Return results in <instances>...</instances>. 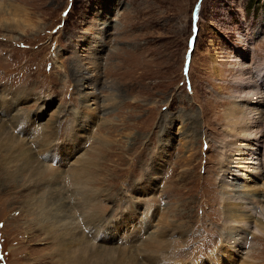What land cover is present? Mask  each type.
Masks as SVG:
<instances>
[{
  "label": "rangeland",
  "instance_id": "rangeland-1",
  "mask_svg": "<svg viewBox=\"0 0 264 264\" xmlns=\"http://www.w3.org/2000/svg\"><path fill=\"white\" fill-rule=\"evenodd\" d=\"M80 60L97 75L94 85L82 84ZM262 76L264 0H0V117L12 102L7 130L39 161L63 145L71 152L45 161L55 180L37 183L36 193L0 172V264L59 263V242L30 208L31 197L51 192L89 245L132 250L125 259L136 254L137 264H159L139 250L160 227L169 259L160 264H264ZM241 79L259 84L252 96L236 93ZM234 105L255 120L250 137L227 126ZM41 136L47 144L39 148ZM73 137L76 146L67 144ZM84 155L96 171L82 202L67 183ZM233 204L245 222L224 221ZM88 215L98 226L82 224ZM231 226H244L247 247L227 244Z\"/></svg>",
  "mask_w": 264,
  "mask_h": 264
},
{
  "label": "bare ground",
  "instance_id": "bare-ground-1",
  "mask_svg": "<svg viewBox=\"0 0 264 264\" xmlns=\"http://www.w3.org/2000/svg\"><path fill=\"white\" fill-rule=\"evenodd\" d=\"M11 21H6L5 23L9 24L11 23ZM81 62L82 60L77 61L76 67H77V72L80 75V80L83 81L82 84L91 83V85H94L95 82L98 81L97 75L94 73L93 75H90L88 72V69L84 68ZM242 76H244L243 73H240L239 78H241ZM260 79L262 80L263 87H264V76L260 77ZM245 82L246 80L244 79L240 80L241 88L238 89L236 93L240 94L241 97H250L252 96V93L254 90L253 88H251V86L256 85V87H258L259 84H255V83L252 84L249 81L247 83ZM244 87H246V89H244ZM262 90L256 92V94H264ZM260 97H261V100L264 101L261 95ZM4 103H5L4 106H2L1 104L3 115L2 117H0V161L4 165L0 167V172L3 173V176L7 182L13 185H17L19 184V182L22 183V186L25 185L26 182H28L27 185L33 184L32 185L33 193H36L38 191V184L41 181L45 183V186L51 187V185H53L54 183V180H55L54 175L56 172H54L53 170L46 169L44 167V163L48 159L51 160L52 158H55L57 155H59V151L62 148H63V156L70 155L71 152L68 154L64 152V147L65 148H69V147H67L66 145H63L61 146V148L60 147L55 148L53 151H50L49 154H44L42 160L39 161L40 159L38 160L35 157L36 151L30 149L29 146H27L26 141H24L23 139L21 140L19 138L14 137L10 133V131L7 130L8 128L7 123L3 116L8 117L9 110L11 109L13 104H11L12 102L11 103L8 102L7 104L6 101ZM225 114H226V119H227V126L233 129L232 131L234 132L235 135L237 134V136L242 135L241 137L243 136L250 137V134L252 133V128L249 124L251 123L253 124L255 120H252L251 119L252 117L248 116V112L243 110L241 106L234 105L228 108ZM16 119L17 118L15 119L8 118L7 120H9V123L11 124V120L14 121ZM22 122L23 121H20V124ZM48 132L49 130L47 131V134ZM38 139H39L38 141L39 148L45 146V145L41 146L40 144H47V139H44V136H41ZM70 142L73 143V146H76L75 144L76 138L74 137L71 138L67 144L71 145ZM239 144H241V147L244 146L242 142H240ZM74 149L75 147L73 148V150ZM61 155L62 154H60V156ZM91 160H93V158ZM75 162H76L75 164L78 165L77 166L78 168L76 171H74L73 175L71 176L68 175L69 183H67V186L70 185L72 187L70 195L69 194L68 195L70 197L71 195L76 194V198L81 199L82 201L83 195H87V192H85V190L89 191L90 189L88 187L89 182H86V179L90 181L89 178L93 176L92 175L93 173H91L89 169H92V171H96L95 170L96 162L92 161V163H90L89 157H87V155L80 156ZM11 163L14 164L13 165L14 167L8 166V164H11ZM147 182L151 184V180ZM29 186L30 185L23 186V188L27 190L29 189ZM262 187L264 188V184ZM51 191L52 189L50 188V192ZM30 200H35L33 203H31L30 208L32 209V213L34 214L33 220L34 222L37 223L38 228L41 230V232H44L46 234L47 238L50 237L52 239L50 241H54L53 242L54 244H58L59 242L60 249H58L57 246L55 248V251H57L58 255L61 257V259L58 260L59 261L58 264H127L128 262H130L131 264H137L136 258L135 257L130 258L129 256V255L136 256V254L133 255L132 253L129 252L128 259L127 260L125 259V255L128 254V253L126 254V250L127 251H132V250L124 249V248H120L118 250L117 248L116 249L117 251L113 252L114 249L112 248L110 250L109 249H99V247L96 248L95 246L92 247L91 245H89L86 241L87 237L85 233L83 234L79 230V225L77 224V221L75 220L73 222L72 220V222H70L72 215H70L71 211L69 212L67 206L63 203L64 198H61V197L58 198L55 193L51 192V195H49L48 193H44L43 195L38 196L35 199L31 197ZM28 207H29V204H28ZM240 208L242 210V207ZM223 211L225 214V217L223 216V219L225 218L224 221L228 223H236V222L240 223L243 221L245 222V220L243 219L247 218V216H245L243 212H239L240 209L239 207L237 208L236 204L228 206ZM97 220L98 219L95 218L94 216L88 215L82 218V224L89 226L87 228L91 229V228H94L95 226H98L99 221ZM70 223H72V225ZM258 226L261 228L262 227L264 228V225L262 224V222H260V224L258 223ZM142 227L146 228L147 223L144 224V226L142 225ZM231 227L232 229L228 227V229H230L231 231H228L229 233L227 232L230 238L225 239L227 244L231 246H233L234 244L244 245L247 242L246 241L247 235H246V230L244 226H240L239 229H237L235 226H231ZM232 230H236L235 235L238 236V239L237 238L234 239L233 238L234 235L233 237H231V235L233 234ZM165 232L166 231L162 229V227H160L158 228L157 231H155V233L153 231L152 233L154 234H152L150 237L147 236L144 242H140L142 243V247L140 246L141 248L139 250V254L146 255L148 258H150L149 259L150 262L154 261L155 259H160L159 260L160 262H158L159 264L162 262H165L166 260H169L165 254V252H167L166 247L168 246V242H167L168 237L167 238L165 237ZM98 237H100L99 239L100 241H103L107 238V237L105 238V236H102V235H99ZM244 237H245L244 239L245 242H242ZM163 249L164 250L166 249L164 253L160 251ZM155 251H158L157 253H159V255H157ZM216 251H218V249ZM207 260H212L211 256H209ZM150 262L147 261V263H150ZM205 263L207 262H204V261L198 262V264H205ZM228 263L231 264L232 261L230 260ZM253 263L254 261L248 260V261H243L240 264H253Z\"/></svg>",
  "mask_w": 264,
  "mask_h": 264
}]
</instances>
